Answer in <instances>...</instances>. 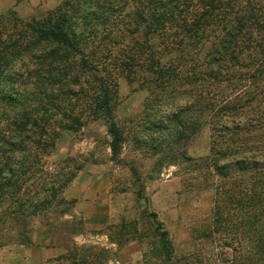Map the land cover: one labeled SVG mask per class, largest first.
I'll use <instances>...</instances> for the list:
<instances>
[{"label":"trees","instance_id":"obj_1","mask_svg":"<svg viewBox=\"0 0 264 264\" xmlns=\"http://www.w3.org/2000/svg\"><path fill=\"white\" fill-rule=\"evenodd\" d=\"M120 79L170 101L162 116L151 103L145 119L157 149L203 123L230 141L210 158L237 177L223 194L249 251L230 264H264V0H63L40 18L0 15V246L30 244L37 216L73 203L63 192L83 162L46 165L62 131L103 121L117 156ZM156 221L154 264H176ZM89 249L70 252L73 264Z\"/></svg>","mask_w":264,"mask_h":264},{"label":"rangeland","instance_id":"obj_2","mask_svg":"<svg viewBox=\"0 0 264 264\" xmlns=\"http://www.w3.org/2000/svg\"><path fill=\"white\" fill-rule=\"evenodd\" d=\"M62 1L0 0V15L40 18ZM118 94L115 119L125 139L117 156L103 121L62 131L46 165L65 157L83 162L63 192L73 203L37 216L30 244L4 242L0 264H73L70 252L83 246L90 248L86 264H154L156 220L168 232L176 264H230L238 252L249 251L248 240L241 235L239 246L230 231L236 213L227 209L223 194L237 177L218 173L210 159L216 145L230 141L203 123L177 144L157 149L156 133L150 139L144 131L145 119L151 103L157 101L156 115L162 116L170 101L125 79ZM66 207L68 212H59ZM62 255L63 262L54 260Z\"/></svg>","mask_w":264,"mask_h":264}]
</instances>
